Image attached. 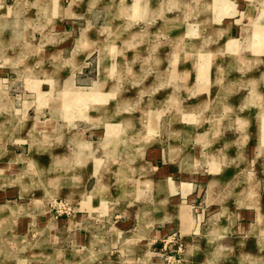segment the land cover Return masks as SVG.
I'll return each mask as SVG.
<instances>
[{
  "label": "rangeland",
  "instance_id": "1",
  "mask_svg": "<svg viewBox=\"0 0 264 264\" xmlns=\"http://www.w3.org/2000/svg\"><path fill=\"white\" fill-rule=\"evenodd\" d=\"M98 13L0 54V264H264V0ZM168 125L195 171L163 186Z\"/></svg>",
  "mask_w": 264,
  "mask_h": 264
},
{
  "label": "crops",
  "instance_id": "2",
  "mask_svg": "<svg viewBox=\"0 0 264 264\" xmlns=\"http://www.w3.org/2000/svg\"><path fill=\"white\" fill-rule=\"evenodd\" d=\"M96 1L97 0H94V2ZM101 3L102 0H98V6H94L92 10V0H0V54L3 56L9 54L8 46L12 40L20 41L30 37L33 39L35 47V44L39 43L40 47L44 50V48L48 47H44L41 40L51 38L54 42L51 43L52 48L48 50L53 52L52 56H54V58H59L63 46H70L69 38L71 32H73L74 28L79 23L76 20L81 17L86 27L91 26L92 17L96 16V12H99L98 15H100ZM92 11L95 12L93 13ZM62 23L64 24L62 25ZM86 37L88 41L86 47H89L91 46V36L88 35ZM54 46L56 48H53ZM58 47L59 49H57ZM50 51L48 52V56L51 55ZM65 72L68 73L67 68L61 69L58 72L59 77H64L66 75ZM69 75L71 74L69 73L68 76L66 75V78H70ZM170 129L171 126L168 125V128L166 127V137L164 136L163 138V140L167 142V147L162 155V157H164L163 166L161 167V176L163 179L159 181V185L163 186H170L171 182L176 184L167 174V172L172 174L170 168H172L174 172L182 174L181 176H183V179L187 177L188 173H193L195 171V164L192 163L196 158L195 152L186 151L184 146L180 148V144L176 143V140L171 137L172 131H170ZM228 129L229 128H225L222 134H228ZM179 184L180 194L184 198L190 191V184L186 182H181ZM171 194L170 192L165 194L163 199V202L165 201L164 203L170 201ZM99 198L102 199L103 195H100ZM174 199L175 198H173V200Z\"/></svg>",
  "mask_w": 264,
  "mask_h": 264
},
{
  "label": "bare ground",
  "instance_id": "3",
  "mask_svg": "<svg viewBox=\"0 0 264 264\" xmlns=\"http://www.w3.org/2000/svg\"><path fill=\"white\" fill-rule=\"evenodd\" d=\"M87 33V32H86ZM88 34V33H87ZM88 36V35H87Z\"/></svg>",
  "mask_w": 264,
  "mask_h": 264
}]
</instances>
